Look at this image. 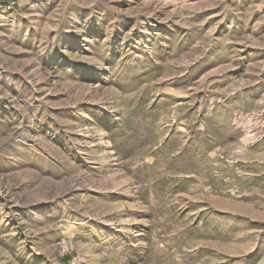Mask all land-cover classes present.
<instances>
[{"label":"rangeland","instance_id":"rangeland-1","mask_svg":"<svg viewBox=\"0 0 264 264\" xmlns=\"http://www.w3.org/2000/svg\"><path fill=\"white\" fill-rule=\"evenodd\" d=\"M0 10V264H264V0Z\"/></svg>","mask_w":264,"mask_h":264},{"label":"built area","instance_id":"built-area-1","mask_svg":"<svg viewBox=\"0 0 264 264\" xmlns=\"http://www.w3.org/2000/svg\"><path fill=\"white\" fill-rule=\"evenodd\" d=\"M14 5V0L0 1V10H3L4 12H9L10 10H12Z\"/></svg>","mask_w":264,"mask_h":264},{"label":"trees","instance_id":"trees-1","mask_svg":"<svg viewBox=\"0 0 264 264\" xmlns=\"http://www.w3.org/2000/svg\"><path fill=\"white\" fill-rule=\"evenodd\" d=\"M0 1H8V0H0Z\"/></svg>","mask_w":264,"mask_h":264}]
</instances>
